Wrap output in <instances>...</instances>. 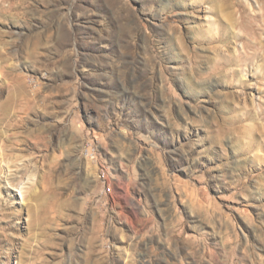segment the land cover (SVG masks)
Wrapping results in <instances>:
<instances>
[{
    "label": "rangeland",
    "instance_id": "obj_1",
    "mask_svg": "<svg viewBox=\"0 0 264 264\" xmlns=\"http://www.w3.org/2000/svg\"><path fill=\"white\" fill-rule=\"evenodd\" d=\"M6 177L0 264H264V0H0Z\"/></svg>",
    "mask_w": 264,
    "mask_h": 264
},
{
    "label": "built area",
    "instance_id": "obj_2",
    "mask_svg": "<svg viewBox=\"0 0 264 264\" xmlns=\"http://www.w3.org/2000/svg\"><path fill=\"white\" fill-rule=\"evenodd\" d=\"M94 149L95 147L92 144L88 143L85 145L83 152L85 156L88 157L90 160L97 161V158L94 157ZM100 166H101V181L104 185L103 189L105 193L109 194L110 191L112 190V187L109 183L108 172L104 165H100Z\"/></svg>",
    "mask_w": 264,
    "mask_h": 264
},
{
    "label": "bare ground",
    "instance_id": "obj_3",
    "mask_svg": "<svg viewBox=\"0 0 264 264\" xmlns=\"http://www.w3.org/2000/svg\"><path fill=\"white\" fill-rule=\"evenodd\" d=\"M94 157L96 158L95 151H94ZM3 190H5L6 192H10V193L13 190H14V192H16V190H17L19 192V194L21 196H23L22 190L19 189L18 186L13 183L12 179L11 178H8V177H6L4 179L0 178V192H2ZM8 203H9V200H5V203L4 204H8ZM2 215L5 216L6 214L3 213Z\"/></svg>",
    "mask_w": 264,
    "mask_h": 264
}]
</instances>
